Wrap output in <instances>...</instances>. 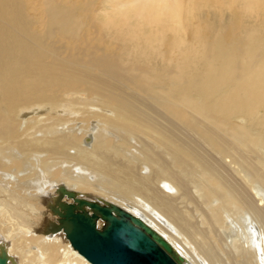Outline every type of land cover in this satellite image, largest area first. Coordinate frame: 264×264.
I'll list each match as a JSON object with an SVG mask.
<instances>
[{
	"label": "bare ground",
	"instance_id": "bare-ground-1",
	"mask_svg": "<svg viewBox=\"0 0 264 264\" xmlns=\"http://www.w3.org/2000/svg\"><path fill=\"white\" fill-rule=\"evenodd\" d=\"M100 2L0 0L10 264H92L60 187L140 216L185 264H264V0ZM91 18L112 53L77 45Z\"/></svg>",
	"mask_w": 264,
	"mask_h": 264
},
{
	"label": "water",
	"instance_id": "water-1",
	"mask_svg": "<svg viewBox=\"0 0 264 264\" xmlns=\"http://www.w3.org/2000/svg\"><path fill=\"white\" fill-rule=\"evenodd\" d=\"M59 192V198L66 194L74 199L58 200L53 207L59 229L92 264H185L171 242L140 216L112 202L79 199L66 187ZM9 261L5 246H0V264Z\"/></svg>",
	"mask_w": 264,
	"mask_h": 264
},
{
	"label": "rangeland",
	"instance_id": "rangeland-1",
	"mask_svg": "<svg viewBox=\"0 0 264 264\" xmlns=\"http://www.w3.org/2000/svg\"><path fill=\"white\" fill-rule=\"evenodd\" d=\"M82 3H84V0H82ZM101 4H102V0H101V2H100V4H99V7H100V10H98L97 12L98 13H100L101 11H102V6H101ZM107 5L109 6L110 4H108L107 3ZM209 11H212V10H210V9H208ZM30 14L32 15V16H34L35 17V19L36 20H40L39 19V17H38V15H36V13L35 12H32L31 10H30ZM217 17V19H218V17L219 16H216ZM97 23H98V20L97 19H94V18H91L90 19V21H89V23H88V28L87 27H84L83 28V35H82V37H81V40L78 42V44L77 45H79L80 47H84L87 43H89V44H91V45H97V46H100V47H102L103 48V51L105 52V53H112L113 52V50L112 49H110V48H108V47H106L104 44H102L101 42H95V41H92L91 40V37H92V35L94 34V36H95V38H97V36L99 35V33L101 32V28L100 27H98L97 26ZM40 27V25H35L34 26V29H37L38 30V28ZM87 28V29H86ZM39 32H41V31H39ZM107 34H108V32L106 33V36H107ZM101 37H103V36H101ZM94 38V39H95ZM54 39L55 40H58V45H61V43H62V41H59V40H61V39H65V37H63V36H58V34L54 37ZM67 53H72V54H74L75 53V50H72V51H70V50H67ZM80 93V97L81 98H86V94H87V92L85 91V92H83V91H79ZM70 93H72V92H70ZM70 93H68L67 94V96L69 97V95L71 96V97H74V94L73 93H75V92H73L72 94H70Z\"/></svg>",
	"mask_w": 264,
	"mask_h": 264
}]
</instances>
